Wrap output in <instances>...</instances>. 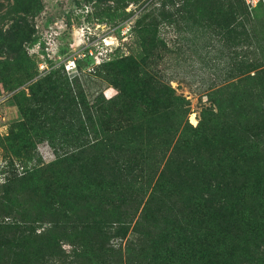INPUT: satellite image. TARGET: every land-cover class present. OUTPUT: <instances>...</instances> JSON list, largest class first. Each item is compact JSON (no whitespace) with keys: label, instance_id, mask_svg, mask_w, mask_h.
<instances>
[{"label":"rangeland","instance_id":"374dc122","mask_svg":"<svg viewBox=\"0 0 264 264\" xmlns=\"http://www.w3.org/2000/svg\"><path fill=\"white\" fill-rule=\"evenodd\" d=\"M227 4L237 9L234 17ZM135 34L145 38L144 56L123 59L111 77L103 62L129 56ZM51 69L59 76L44 82ZM139 76L146 83L155 77L157 89L168 85L172 94L183 97L192 126L201 109L226 108L235 92L237 101L252 103L254 129L264 140V5L247 9L239 0H0V216L20 224L6 234L10 240L0 249V264H98L94 258L117 264L118 257L126 264L124 248L136 237V223L143 228L147 223L142 210L152 182L143 193L128 196L121 190L102 199L100 211L90 216L96 219L113 209L122 213L107 219L117 222L104 229L82 222L72 227L65 223L68 209L97 201L79 168L102 160L93 146L78 150L75 139L60 138L65 133L66 138L84 137L77 125L63 123L84 117L94 129L91 101L112 98L122 77L137 89ZM36 80L40 86H30ZM156 95L150 92L133 102L142 107L154 99L155 107ZM134 109L128 104L116 115L100 116L105 121L101 134L113 126L110 119L120 116L128 122L136 116ZM44 114L59 118L55 139H48L41 127ZM136 130L143 138L149 135L141 126ZM160 145L149 161L157 168L167 153V146ZM65 150L73 152L55 162ZM30 167L37 172L28 175ZM28 222L34 231L30 236ZM148 231L156 237L155 228Z\"/></svg>","mask_w":264,"mask_h":264},{"label":"trees","instance_id":"16d2710c","mask_svg":"<svg viewBox=\"0 0 264 264\" xmlns=\"http://www.w3.org/2000/svg\"><path fill=\"white\" fill-rule=\"evenodd\" d=\"M227 10L231 17L238 13L232 4H227ZM144 40L135 34L129 56L103 62L106 73L113 77L114 69L123 59L142 58ZM58 76L51 69L42 80L55 82ZM141 78L136 79V89L126 85L122 77L112 98L91 101L94 129L84 117L63 123L67 128L77 125L83 132L78 134L84 137L66 138L65 133L60 142L75 139L78 150L93 146L102 160L98 165L79 168L97 201H85L80 209L71 206L70 214H65V223L75 227L82 222L104 229L110 221L117 222L122 212L109 209L92 219L90 216L100 211L102 199L120 194L121 190L128 196L143 193L151 181L149 201L142 210L147 223L144 228L140 222L136 223L132 246L124 248L122 258L126 264H264V140L254 129L249 112L252 103L239 102L236 93H231L226 108L217 105L215 112L201 109L192 126L186 119L183 97L172 94L168 85L161 84L157 89L155 77L151 76L147 83ZM40 84L41 80H36L30 86ZM150 92L157 94V106L153 105L154 99H148L149 106L140 107L133 102ZM168 99L171 100L168 107H161ZM39 101L43 103L45 96ZM128 104H133L136 116L128 118V122L120 116L110 119L113 126L101 134L99 128L105 121L100 116L109 117ZM32 114L29 112L30 119ZM58 119L47 114L40 119L48 139H55L53 129L60 126ZM140 126L149 131L147 138L137 133ZM159 144L167 146L161 168L152 161L149 163ZM72 152L65 150L55 162H61ZM36 170L28 168V175ZM112 215H116L115 220L107 219ZM19 226V222L0 216V249L10 240L6 234ZM149 227L157 230L155 238L150 236ZM26 230L28 236L34 234L29 222ZM94 259L98 264H114L108 259ZM115 262L120 264V257Z\"/></svg>","mask_w":264,"mask_h":264},{"label":"built area","instance_id":"2783aa9c","mask_svg":"<svg viewBox=\"0 0 264 264\" xmlns=\"http://www.w3.org/2000/svg\"><path fill=\"white\" fill-rule=\"evenodd\" d=\"M241 2L247 9H254L264 5V0H241Z\"/></svg>","mask_w":264,"mask_h":264}]
</instances>
